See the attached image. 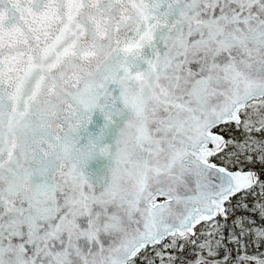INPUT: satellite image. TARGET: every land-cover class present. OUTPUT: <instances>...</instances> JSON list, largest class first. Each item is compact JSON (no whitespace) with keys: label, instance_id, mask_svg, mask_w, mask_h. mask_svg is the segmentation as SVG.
Wrapping results in <instances>:
<instances>
[{"label":"snow or ice","instance_id":"6c2138e0","mask_svg":"<svg viewBox=\"0 0 264 264\" xmlns=\"http://www.w3.org/2000/svg\"><path fill=\"white\" fill-rule=\"evenodd\" d=\"M0 264H264V0H0Z\"/></svg>","mask_w":264,"mask_h":264},{"label":"water","instance_id":"95a60500","mask_svg":"<svg viewBox=\"0 0 264 264\" xmlns=\"http://www.w3.org/2000/svg\"><path fill=\"white\" fill-rule=\"evenodd\" d=\"M101 122H102L101 117L98 114L94 113L92 118V124L89 127L94 128L98 126Z\"/></svg>","mask_w":264,"mask_h":264}]
</instances>
